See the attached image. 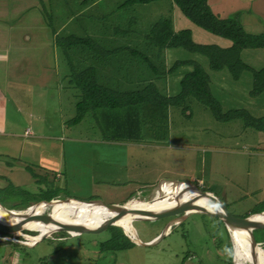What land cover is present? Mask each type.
Returning a JSON list of instances; mask_svg holds the SVG:
<instances>
[{"label":"rangeland","instance_id":"obj_1","mask_svg":"<svg viewBox=\"0 0 264 264\" xmlns=\"http://www.w3.org/2000/svg\"><path fill=\"white\" fill-rule=\"evenodd\" d=\"M124 1L0 0V103L8 117L18 120H8L7 126L16 124L21 132L28 127L36 136L49 127L50 133L59 138L57 144L63 149L45 153L43 158L45 162L49 158L48 167L54 166L52 172L64 179L65 184L60 178L53 185L63 188L57 198L101 199L106 203L146 198L148 207L157 196V186L164 184L162 178L173 177L209 190L234 216L260 211L264 201V132L244 126L241 119L217 120L194 95L168 107L165 131L157 126H148L145 130L149 131L136 135L122 127L114 131L101 110L87 112L78 123H67L75 116V104L81 97L80 89L71 81L68 60L77 71L87 65L96 71H118L114 78L98 79L109 88L129 91L154 82L162 94L173 96L180 92V79L191 66L168 69L178 59H192L207 71L210 91L223 111L239 108L255 117L264 115V92L249 94L250 72H243L235 80L227 68L211 70L205 55L184 48L164 50L159 53L161 58L155 57L158 53H152L144 36L156 20L169 17V10L158 4L161 1L123 5ZM249 14L254 20L264 18L263 11L253 8ZM251 30L258 33L261 29L255 26ZM69 36L89 38L100 50L76 44L64 52L54 44L56 37ZM128 49L139 50L156 70L143 59L132 57ZM247 51L242 54L243 61L254 68L264 66V48ZM130 60L135 62L130 64ZM107 113L118 116L119 110ZM9 130L0 132V140L11 134ZM21 132L17 138L27 139ZM1 148L3 152H17L18 141L10 139L7 149ZM15 160L10 159L11 163ZM42 167L49 172L48 167ZM157 175L159 181L162 179L159 183H148ZM21 180L33 183L26 174ZM140 180L147 183L128 198L126 193L140 185ZM19 183L18 171L9 174L6 167L0 168V189L8 188L7 193L0 190L3 204L14 206L39 195L40 190L33 187L22 188L18 195L15 192L19 191L11 188ZM167 185L174 187L169 183L163 187ZM10 195L12 198H8ZM163 202L164 209L173 207ZM76 212L74 220L67 222L85 225L75 220L86 218L89 212ZM258 215L254 221H264V214ZM174 216L176 221L167 227ZM182 216V212H174L154 220L133 219L138 240L159 239L149 246L131 240L132 246L117 251L99 249V243L109 235L107 230L79 234L55 229L33 245L21 243L25 239L17 234H0V264H236L235 247L224 225L204 213ZM21 231L37 234L35 229ZM253 233L257 240L264 238L260 231Z\"/></svg>","mask_w":264,"mask_h":264},{"label":"trees","instance_id":"obj_2","mask_svg":"<svg viewBox=\"0 0 264 264\" xmlns=\"http://www.w3.org/2000/svg\"><path fill=\"white\" fill-rule=\"evenodd\" d=\"M156 1L164 2V6L168 8L174 6L194 26L228 40L229 45L223 47L213 43H197L192 38L190 28L184 27L175 29L170 16L167 18L160 17L150 26L148 33L144 36L145 41L149 44V48L152 49V53H158L155 57L161 58L162 55L159 53L167 48H184L193 53H200L207 57L209 68L211 70L227 68L231 77L235 80L239 79L243 72H250V96H256L264 92V67L254 68L243 61L241 57V52L244 49L264 48V27L262 31L258 33L247 32L240 23L239 12H233L225 18L219 17L211 10L208 0H125L123 5L148 4ZM54 32L55 30H53L52 36ZM54 44L56 46L58 44L62 47L64 52L67 51V47L70 48V46L76 44L91 45L94 50H100L94 42L86 37H56ZM128 51L132 54V57L143 59L147 64L154 68V71L156 70L150 62V59L139 50L128 49ZM134 62L135 61L130 60L128 63L131 64ZM68 63L71 67V81H73L75 86L81 91V97L75 104L76 114L67 122L68 124L80 122L89 111H93V113L96 114L95 112L101 110V115L106 121L110 119L109 126H112L113 123L114 126L112 129L114 131L119 130L122 127L126 131H134V134L136 135L141 134L144 131H149L145 130L148 129V126L150 128L157 126L163 128L165 131L167 130L168 107L180 104L189 95H194L202 104L210 109L212 115L217 120L230 121L241 119L244 126L264 132V115L255 117L247 110L239 108L227 111L222 110L221 103L210 91L209 75L207 71L195 60H176L168 69V72H170L179 65L188 64L191 66V69L180 79V92L173 96L162 94L154 82H145L140 88L129 91L109 88L100 84L95 67L87 65L77 71L75 70V66L72 65L69 60ZM112 110H119V115L111 116L107 113ZM122 138L124 137H119V139ZM26 170L34 182L37 184H44L45 189H41L38 196L33 195L34 197L14 206H7L0 201V204L4 207L20 210L38 201H48L57 198L59 195L61 188H53L55 183L49 181L48 175H40L29 167H26ZM169 183L171 185L174 184L172 182ZM11 189L13 191H19L15 192L19 195L22 187L15 186ZM0 190L6 193L8 192V188ZM203 190L209 192V190ZM15 193L14 196H16ZM8 198H12V195L8 196ZM263 211L264 201L261 204L260 211L253 213H260ZM213 217L216 218L220 224L224 225L219 218L215 216ZM103 230H107L109 235L105 240L99 243L100 251L124 250L133 245V242L126 234H124L119 226L109 225L95 229L96 232ZM257 230L258 229L254 231ZM261 231L264 233V228H262ZM228 233L231 237L230 231H227L226 229V234ZM0 234L6 235V233L2 231H0ZM256 242L258 245L262 243V246H264V239L261 241L256 239ZM228 244L231 248L229 238Z\"/></svg>","mask_w":264,"mask_h":264},{"label":"crops","instance_id":"obj_3","mask_svg":"<svg viewBox=\"0 0 264 264\" xmlns=\"http://www.w3.org/2000/svg\"><path fill=\"white\" fill-rule=\"evenodd\" d=\"M158 4L160 6L165 7L162 4V2L158 3ZM208 4H209L211 10L217 16L222 17V18L227 17L228 15L232 14L233 12H239L240 13V23L247 32L256 33V32H253V30H251V28L255 27V26L260 27L261 30H259V32H261L263 27H264V18H262V19L256 18V20H254V19H251L250 14H249L251 8H253L254 10H257L259 12L260 11L264 12V0H208ZM166 8L169 10V13H170L169 16L172 18L173 26H175V29L184 28V27L190 28V30L192 32V38L195 42H197V43H213V44H217V45L223 46V47H226L229 45L228 40L223 39L221 37H218L216 35H213V34L207 32V31H205V30H203L197 26H194L174 6H172V8H168V7H166ZM169 50H170V48H167V49H165V52H169ZM243 52H248V51H247V49L242 50L241 57H242ZM175 59H178V58H176V56H175ZM178 60H180V59H178ZM246 63H248L250 66L254 67L253 64H250L249 62H246ZM262 67H264V66H262ZM96 72H97V78L98 79L102 78V80H104V81H106L107 77L114 78L115 75L118 74V71L109 72V71H105L102 69L98 70ZM126 79L129 80L128 77ZM101 83H103V82H101ZM5 109H6V107L2 106V104L0 103V132L9 128L10 129L9 133H11V134L7 135L8 137H4L0 140V143H1L0 145L2 146L1 149L2 150L7 149L8 145L10 143V139H15L18 141L19 151L13 152V153L0 151V168L6 167L9 174H13L14 172L18 171L19 176H20V181H21V183H19L18 186L22 187V188L33 187L35 190L45 189L44 184H37L34 182V180L32 178H31L33 180L32 184L26 183V180L25 181L21 180V176L24 174H26L27 176H30V174L26 170V167L31 168L34 172H37L40 175H48V179L50 182L56 183L57 180L59 181V179L62 177L61 174H59V173L54 174L52 172L51 168H53L54 166H52L51 168L48 167V165L51 164V160H49V158H48V160L46 162H45V160L43 161L45 153L47 154L48 152H54L57 149H63L61 146H59V144H57V141L59 138L57 136H55L54 134L50 133L49 127H48V131H46L45 128H43L42 129L43 133H40L39 136H36L35 134L31 135V131H30V129H28V127H25L24 131H22V132L17 131L16 124H10V126L8 127L7 126L8 120H13L14 122H17L18 120L11 118V117H8ZM112 126H113V123H112ZM26 130H28L29 133H25ZM20 132L22 134V137L27 138V139H24V140L18 139L17 137L20 134ZM113 150H115V148H113ZM29 154H32L31 158L26 157V155H29ZM14 157L16 160L13 163H11L10 159L11 158L14 159ZM42 165L45 167H48L49 172L46 169H44L42 167ZM158 179H159V176L157 175L153 178V180L149 181L148 183H150L151 185L155 184L159 181ZM162 179L176 180V178H173V177H167V178H162ZM61 180H63V182H64V179L61 178ZM137 183L140 185H134L133 191L126 193V194H128V196H127L128 198H130V196L134 194L133 193L134 191L136 193L137 190L141 189L140 188L141 184H146L147 182H143L142 180H140V181H137ZM64 184H65V182H64ZM57 187L63 189L60 186H57ZM181 188H183V187H181ZM185 191L187 193H192L191 190L186 189ZM186 192L183 191V193H186ZM177 193H179V192H177ZM181 195H183V194H181ZM163 201L166 202L167 204H169L170 206L171 205L175 206L174 204H172L166 200L159 199L157 201L156 205L150 211L154 210V208L156 206H160V205H161V207H159V208H161V209L157 210L155 212H159V211L164 210V208L162 207V204H161V202H163ZM151 203H152V201H151ZM168 208H170V207L168 206ZM258 217H259V215L255 214L254 218H252V219L257 220ZM175 218H176L175 216L172 217L169 220V222ZM262 228H264V227L256 228V229H258L257 231H260L261 233H263V231H261ZM256 229H254V230H256ZM246 234L249 237V234L247 232H246ZM263 235H264V233H263ZM262 239H264V238H262Z\"/></svg>","mask_w":264,"mask_h":264},{"label":"water","instance_id":"obj_4","mask_svg":"<svg viewBox=\"0 0 264 264\" xmlns=\"http://www.w3.org/2000/svg\"><path fill=\"white\" fill-rule=\"evenodd\" d=\"M167 182L174 183L173 184L174 187L176 185L177 186L181 185V186H184L185 188L197 191L199 193L200 197H207L210 200L211 207L196 205L194 203L187 201L184 203L177 204L171 208L164 209L160 212L154 213V212H151L148 210L127 211V209L124 208L123 205H120L118 203H106L105 201H103L101 199L79 200V199L70 198V197H65L63 199L54 198V199H51L48 201H44V200L38 201V202H36V203H34V204L24 208V209H20V210L9 209V208H6L0 204V206L4 210H6L7 213L12 214L10 218H0V231L8 233V234H13V235L17 234L18 236H21L23 239H25L24 241H20L24 245H31L33 243H37L38 241L42 240L44 237H47V236L42 235L39 237L38 240H36L32 243H29V242H27V240L32 236L34 237V235L22 233L21 230L22 229L23 230L24 229L25 230H32L28 227L29 222L39 223V224L44 225V224H49L50 222L55 223L57 221H55V219H53L51 217L52 213H51V215H50V213H47L45 215H34L32 210L35 207L39 206L40 204L51 205L52 203L61 202V201H63V202H65V201H68V202L69 201H76V202H82V203H86V204H92V205L104 207L108 211L115 212L116 215L112 219L106 220L103 223H101L95 227H88L85 225L72 224V223H59V222H57V224L59 226L57 231L61 230L63 232H67V233L74 232V233L82 234L84 232H92L96 228H102V227H106L109 225L119 226V225L115 224V222H116L115 220H117L118 218H120L124 215H130L131 216V222H132L133 219H137V218L154 220L157 218H161V217L171 215L174 212H179V213L182 212L183 213L182 217H185L186 215H189L191 213L198 212V213H204V214H208V215L215 216V217L219 218L223 222V224L225 225V227L227 228L228 231H231V229H236V230L247 232L249 234L251 248L255 249L256 246H259L258 243L256 242L253 230L256 228L264 227V221H254V219H252V217L255 214H264V211L260 212V213L249 214L248 216H245V217H237V216H234L231 213H229L227 211V208L224 205V203H222L219 199H217V197H215L211 192L201 190L197 186H195L194 184H192L188 181L164 179V184H166ZM164 184H161V185H164ZM157 187H158V189L156 191L158 192L159 189L162 188V186L159 185ZM156 197H158V196H156ZM212 197L215 198V200ZM153 199H154V197H153ZM174 221H176V220L175 219L171 220L168 223L167 227H170V225ZM119 227L130 238V240H132L133 242H139L141 245H145V246L152 245L153 243H155V241L157 239V238L154 239V242L153 241L142 242L140 240L135 241L126 233V231L123 227H121V226H119ZM166 229L163 231L161 236H163L165 234ZM38 235H40V233H38Z\"/></svg>","mask_w":264,"mask_h":264},{"label":"bare ground","instance_id":"obj_5","mask_svg":"<svg viewBox=\"0 0 264 264\" xmlns=\"http://www.w3.org/2000/svg\"><path fill=\"white\" fill-rule=\"evenodd\" d=\"M165 185V184H164ZM163 185V186H164ZM159 189L156 198L152 199V203L146 207L147 199L144 200H137L132 199L126 203H118L120 205H123L124 208L127 209V211H142V210H148L150 211L157 203L159 199L166 200L174 205L184 203V202H191L196 205L211 207L210 200L207 197H200L199 193L197 191L191 190L192 193H187L185 190L180 189L181 187H172L170 185H167ZM182 191V192H181ZM186 192V193H183ZM179 192V193H177ZM183 194V195H181ZM139 198V196L137 197ZM213 198V197H212ZM215 200V198H213ZM35 207L33 210L39 209L36 212H33L34 215H45L47 213H52L51 217L55 219V221L59 223H68L72 222L74 220V215L77 214L76 211H88L89 215L84 219H76L75 221L82 222L85 224V226L88 227H95L101 223H103L106 220H110L113 217H115V212L108 211L104 207L92 205V204H86L82 202H76V201H61V202H55L51 205L44 204L43 206ZM146 207V208H145ZM47 211V212H46ZM75 211V212H74ZM12 214L7 213L6 210H4L0 206V218H10ZM78 217V216H77ZM68 221V222H67ZM115 224L123 227L126 231V233L135 241H138V238L136 237V233H134V228L132 226L131 222V216L130 215H124L117 220H115ZM57 222L49 224H39V223H31L29 222L28 227L37 230V234L34 235V237H30L28 240L29 243H32L39 239L42 235H49L50 231H54L55 229H58L59 226ZM40 233V235H38ZM71 233V232H70ZM27 234V233H26ZM231 239L233 241L235 251H234V259L236 264H264V250L256 246L255 249L251 248L250 244V238L247 236L246 232L231 229L230 231Z\"/></svg>","mask_w":264,"mask_h":264},{"label":"built area","instance_id":"obj_6","mask_svg":"<svg viewBox=\"0 0 264 264\" xmlns=\"http://www.w3.org/2000/svg\"><path fill=\"white\" fill-rule=\"evenodd\" d=\"M25 133H29V131H28V130H26V131H25ZM167 183H169V182H167ZM169 184H170V183H169Z\"/></svg>","mask_w":264,"mask_h":264},{"label":"clouds","instance_id":"obj_7","mask_svg":"<svg viewBox=\"0 0 264 264\" xmlns=\"http://www.w3.org/2000/svg\"><path fill=\"white\" fill-rule=\"evenodd\" d=\"M33 244H36V243H33ZM33 244H31V245H33Z\"/></svg>","mask_w":264,"mask_h":264}]
</instances>
